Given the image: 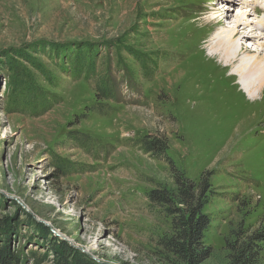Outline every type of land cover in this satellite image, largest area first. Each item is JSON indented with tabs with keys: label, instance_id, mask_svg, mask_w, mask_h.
Here are the masks:
<instances>
[{
	"label": "rangeland",
	"instance_id": "obj_1",
	"mask_svg": "<svg viewBox=\"0 0 264 264\" xmlns=\"http://www.w3.org/2000/svg\"><path fill=\"white\" fill-rule=\"evenodd\" d=\"M235 1L0 0V240L22 264H54L50 242L91 264H184L158 246L171 217L146 194L175 187L164 157L142 149L146 135L166 139L176 167L207 181L211 254L200 264H228L227 242L264 232V106L239 113L224 97L213 107L219 98L202 92L218 62L194 65L207 59L202 21L221 19L211 30L255 21L252 5ZM258 44L264 36L245 41L244 55H262ZM86 45L94 73L74 62ZM106 75L116 101L95 98ZM250 111L248 128L233 126Z\"/></svg>",
	"mask_w": 264,
	"mask_h": 264
},
{
	"label": "trees",
	"instance_id": "obj_2",
	"mask_svg": "<svg viewBox=\"0 0 264 264\" xmlns=\"http://www.w3.org/2000/svg\"><path fill=\"white\" fill-rule=\"evenodd\" d=\"M83 47L85 49L77 55L74 62L77 61L79 65H83L86 72L90 70L94 73L96 72L93 71L95 62H97L94 57L96 52L93 45ZM87 63L91 69H88ZM81 68L75 74H81ZM57 69L60 74L70 76L71 71L64 65H58ZM71 73L74 74V72ZM111 81L106 75L100 82H96L95 98L97 100L116 101L117 85L112 84ZM140 144L145 152L151 153L156 158L164 157L170 166L174 181L173 192L165 188H155L146 194L150 204L165 209L166 215L171 217V233L161 237L158 240V246L184 264L202 263L211 254V249L203 243L204 235L211 225L209 215L204 212L208 204L206 179L201 174L195 182L187 177L182 169L176 167L167 153L169 146L163 137L146 135L140 139ZM174 204L177 207L170 206ZM262 243H264V232L259 231L253 232L241 243L227 242L228 264H257ZM49 244L52 246L49 250L55 258L54 264H91L73 249L68 248L65 243L50 242ZM22 259L20 254L12 251L9 238L5 235L3 240H0V264H22Z\"/></svg>",
	"mask_w": 264,
	"mask_h": 264
},
{
	"label": "bare ground",
	"instance_id": "obj_3",
	"mask_svg": "<svg viewBox=\"0 0 264 264\" xmlns=\"http://www.w3.org/2000/svg\"><path fill=\"white\" fill-rule=\"evenodd\" d=\"M229 1L232 4H235L236 2L235 0ZM242 4L252 5V9L255 11V14L258 13L262 15L263 13V17L258 18L257 14L256 19H254L255 21H252L246 18H241V15L235 21L234 26H220V28L216 30H211L212 28H215L217 24L221 25V19L217 18V16L215 15H211L207 20L202 21V23L199 24L201 28H203L204 26L205 28H208L207 35L209 33V36L211 35L206 39L207 42L205 48L207 51V59L198 60L196 61V64L194 63L195 66H199L204 69L206 68L205 65H210L211 63L213 64V60L218 62V65L207 67V69L211 72H206L207 74L203 85V89L205 91L203 90L204 92H202V95H204V97H209L213 92V96L219 98V103L215 105L213 104V107H216L217 109H222V107L219 105L222 104V101H224V97L226 98V100L233 99L232 104L237 105L239 113H243V111H246L256 101H260V105L262 106L263 104L264 106V98L262 96L264 94V53L260 55L261 52H258L257 47H255V50L252 51H257V53H254V55L250 56L248 54L244 55V51H249V49L251 51V48L245 45V41L253 40V37L254 39H261L264 36H262V34H264V0H243ZM257 30L258 32H256ZM258 45L261 46L259 49L263 51L264 44ZM213 70L214 72H212ZM226 71H228V74L226 73ZM230 80H232V82L234 81V83H232ZM234 88L238 89V93L236 92L235 96L231 95L233 91H230V93L228 92L229 89ZM218 90L221 93L217 92ZM198 91H200L201 93V89L199 87ZM206 91H208V95H206ZM221 95H223L222 98ZM229 109L230 110L225 115L233 113L232 110L234 109V107L233 109ZM239 116L244 117L242 114H239ZM245 117L246 119H242L239 121L236 118V120L233 122V126L246 122V127L248 128L251 117L253 118L254 115L251 113ZM242 131V129L238 130L239 133H236V135H241L243 133ZM226 139L225 137H223V140L226 141Z\"/></svg>",
	"mask_w": 264,
	"mask_h": 264
}]
</instances>
